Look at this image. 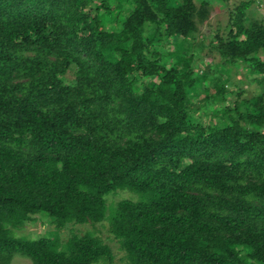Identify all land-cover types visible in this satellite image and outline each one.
Here are the masks:
<instances>
[{"label":"trees","instance_id":"16d2710c","mask_svg":"<svg viewBox=\"0 0 264 264\" xmlns=\"http://www.w3.org/2000/svg\"><path fill=\"white\" fill-rule=\"evenodd\" d=\"M213 1L0 0V264H264L260 0Z\"/></svg>","mask_w":264,"mask_h":264},{"label":"rangeland","instance_id":"374dc122","mask_svg":"<svg viewBox=\"0 0 264 264\" xmlns=\"http://www.w3.org/2000/svg\"><path fill=\"white\" fill-rule=\"evenodd\" d=\"M195 3L199 0H194ZM243 0H214L212 5L210 6V14L208 19L199 26V30L197 33V40L203 41L205 44H208L211 38L215 36V34L224 35L226 33V26L229 19L230 11L234 10L236 7L240 5V2ZM259 9L255 8V5H252L250 10L248 11V16L251 19L264 21V0H260ZM207 53V48L202 50V54ZM214 59H209L208 62H218V57L213 56ZM245 70L238 68L233 71V80L236 82L241 81L240 86L241 92H243V97H251L259 92V86L254 81V76L245 75ZM71 77V76H67ZM123 196H127L124 194ZM78 232H84L86 230L91 229L90 226H78L75 227ZM53 230L52 225L46 220L42 221L41 219H37L31 223H28L26 226L16 231L17 235H24L30 238H36L42 235H45L48 231ZM95 231L97 234L107 243L112 251L115 254V261L117 264H123L120 261L122 257V252L119 250L118 244L110 239V234L107 231L106 226H102L101 224L95 226ZM70 235L69 230L61 231V237L63 239L67 238ZM12 264H32L30 260L20 257L18 255L14 256L12 260Z\"/></svg>","mask_w":264,"mask_h":264}]
</instances>
